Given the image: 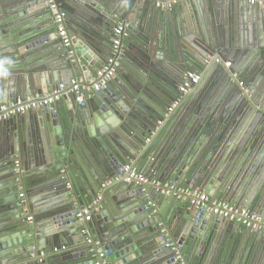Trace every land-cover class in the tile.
Masks as SVG:
<instances>
[{
  "label": "water",
  "instance_id": "obj_1",
  "mask_svg": "<svg viewBox=\"0 0 264 264\" xmlns=\"http://www.w3.org/2000/svg\"><path fill=\"white\" fill-rule=\"evenodd\" d=\"M34 1L0 0V108L7 109L0 116V171L6 181L0 216L13 217L9 227L0 226V264H227L216 246L231 222L163 195L161 188L126 179L134 171L264 212V40L259 32L264 7L248 0H206L199 38H187L189 45L180 52L169 50L179 80L198 77L196 87L181 96L182 83L164 81L177 91L174 96L148 76L156 70L152 54L159 51L165 27L149 25L150 14L137 22L114 15L120 0H53L91 28L66 15L70 42L65 46L50 1L31 5ZM97 5L109 8L102 29L84 18L97 16ZM35 6L51 21L43 37L31 28L23 34L11 19ZM121 20L129 25L115 73L105 88L94 91L98 73L115 59L112 45L102 38ZM54 38L58 44H45ZM45 47L55 53L52 61H38L30 78H8L20 54ZM49 99L53 102L43 105ZM18 100L36 107L9 114L18 109ZM78 147L96 159L99 176L73 158ZM35 192L37 204L30 199ZM85 208L89 219L77 220L74 213ZM260 245L261 253L255 250L251 260L237 264H250L255 255L260 263L262 234Z\"/></svg>",
  "mask_w": 264,
  "mask_h": 264
},
{
  "label": "crops",
  "instance_id": "obj_2",
  "mask_svg": "<svg viewBox=\"0 0 264 264\" xmlns=\"http://www.w3.org/2000/svg\"><path fill=\"white\" fill-rule=\"evenodd\" d=\"M50 1V0H49ZM185 0H180V1H175V0H171L169 2H171V7L170 8H159V5L161 4H167L169 2H156L155 5L152 6L151 4H148V0H120L119 1V5L120 8L117 9H113V13L116 16L119 17H127V19L129 20H133L135 17V20L138 22V20H141L142 17L146 14H150L148 18L149 19V25H155L159 22V26L161 27V24H163L165 27L163 28L164 31L159 32L162 36V38L160 39V43L159 45V51L156 49L153 54H152V58H154L155 60V67L156 70H154V72H152V74H149L148 76H150V80L157 85L158 88H161L164 90V92L166 94L168 93H174V96H176V92H174L168 84H166L164 81H177L180 84L184 81V79L188 76H183V78H178V76L175 74L177 68L179 67L178 64H175L174 61L172 60V58L170 57L169 54V50H175L177 52H180L181 50H183V46L184 45H189L188 41L186 40L189 37L192 36H196V38H199L198 32L200 30V24H199V16H201V14H205L207 15L208 13V8H207V4H206V0H186L184 3H182ZM259 0H255V4H259L260 9H263V3L264 0H261V2H258ZM53 2V0L51 1V3ZM174 2V3H172ZM39 3L38 0L32 2L31 5L37 4ZM54 3V2H53ZM151 5V6H150ZM184 5V6H183ZM59 6V5H58ZM97 7H101V10H98V15L96 16H87L84 17L86 22H90V19H94V25L95 28H103V23L105 22L104 18H109L107 16L108 14V7H106V5H97ZM21 9H18V11H20ZM40 11L43 10H38V7H34L33 9L29 10L27 12L24 13H15L11 16V19L17 20V22H19L18 26H22V30H24L22 33L24 34L25 29H34L36 30L35 32L37 33L36 35H38L39 37H43V35H46V26L48 25V23H50L49 16L46 15V13H42ZM65 14V18L66 19V15H68V13ZM157 14V17H156ZM20 15V16H19ZM102 17V18H98V17ZM69 17V18H68ZM67 18L71 21V19L75 20V21H71L73 22H78L76 24H78L80 27H83L85 30L87 29H91L89 27L88 23L79 21L77 18H73V16L68 15ZM141 18V19H140ZM144 20V19H142ZM141 20V21H142ZM98 23V24H97ZM100 24V25H99ZM98 25V26H96ZM125 25L128 26L129 23L126 22L124 23L123 20H121L118 26H123ZM15 29V28H13ZM115 29V28H114ZM114 29L110 32H108V36L107 38H102L103 41H108L109 45H112V39H113V31ZM259 32H260V36H262V40H264V28L263 25L260 24V28H259ZM197 34V35H196ZM15 38H17V33L16 31H14V35ZM59 36V35H58ZM53 37V36H52ZM93 38L95 40L98 39L97 35L93 34ZM102 42V41H100ZM23 45L25 44L24 41L22 40ZM57 43L58 41L56 38H54V40H48L46 41L45 44H51V46L53 44ZM103 43V42H102ZM26 47V46H24ZM24 50V48H23ZM161 50H165V51H161ZM25 51V50H24ZM23 53V52H21ZM52 54H55L52 50L47 49V47L45 48H41V49H33L30 48L28 51H26V53L24 52L23 54H20V63L19 66H16L15 69L13 67L14 70H16L15 72H12L10 74V78L15 79V78H30L31 76H34V69H35V65L38 61L40 60H51L53 59ZM112 54H114V51L112 49ZM115 56V54H114ZM24 58V59H23ZM23 62V63H22ZM226 65V64H225ZM160 71V73H159ZM262 72V70L260 71ZM194 76V75H193ZM197 77V76H196ZM148 81V80H147ZM198 84V83H197ZM196 84V85H197ZM247 82H244L243 85H246ZM196 85L194 86V88L196 87ZM181 87V85H180ZM179 87V90H180ZM246 89H251V87L246 86ZM259 89V88H258ZM257 89V90H258ZM259 91V90H258ZM88 93H92V91H90L89 89H87ZM250 93V92H249ZM180 96L181 93L179 92ZM264 99V95L262 97ZM82 97H79L77 99V101H81ZM181 102V97L175 99V101L172 103V105H170L169 109L174 110L175 108H177V106L180 104ZM168 109V110H169ZM167 110V112H165V117H168V114H170L171 112H169ZM117 136L119 138H121V135ZM264 152V150H263ZM156 155V154H155ZM153 156L155 158H157L159 156ZM76 160H78V162H80L84 169L86 170L87 173L93 172L95 175L97 174L99 176L98 170L96 169V165L98 164L96 162V159L91 155V154H84L81 151V148L78 147L76 148L74 157ZM90 158L95 159V161L90 160ZM154 159V158H153ZM151 159V160H153ZM155 161V159H154ZM18 162L19 161H14ZM76 163V162H75ZM94 167V168H93ZM32 169L37 171L40 170L41 167H38V165H32ZM76 174L78 176H84L82 174L81 171H78L76 169ZM148 176H146L147 178ZM148 180L154 179L153 177L151 178H147ZM6 186V181H5V177H4V172L2 173L0 171V188H5ZM36 194H32L31 196V201L34 202V204L39 203L38 201L40 200L39 197V193L35 192ZM1 196H5V192H0ZM38 196V197H37ZM213 199V198H212ZM216 200H220L219 198H216ZM44 203V202H43ZM46 205V203H44V206ZM46 207V206H45ZM91 208V207H90ZM89 208V209H90ZM241 208V207H240ZM243 209V208H242ZM253 213H256L262 217H264V212L259 214L255 211L252 210ZM13 222V217L12 216H4L1 215L0 216V226L4 225V226H10L11 223ZM7 227V228H8ZM47 227L43 228L42 230H46ZM257 233L240 228L234 224H228L227 227L225 226L224 229L221 230L219 237L217 238V254L218 256L227 264H230L233 260V262H235V264H237L239 261H243L245 258V262L247 260H251V255L254 254V251L257 250V253H261V245H260V235H255ZM63 249V248H62ZM67 249H63V251H66ZM264 253V252H263ZM96 262H94L95 264ZM248 264V262H247ZM250 264H264V256L262 258V261L259 263V260L257 258V255H255V260L251 261Z\"/></svg>",
  "mask_w": 264,
  "mask_h": 264
},
{
  "label": "built area",
  "instance_id": "obj_3",
  "mask_svg": "<svg viewBox=\"0 0 264 264\" xmlns=\"http://www.w3.org/2000/svg\"><path fill=\"white\" fill-rule=\"evenodd\" d=\"M52 0H50V9L54 15V22L58 25V35L62 40V43L65 46H68L70 39L67 34V30L63 27V21L65 18V14L59 10V6L55 3H51ZM180 1V0H175ZM250 4H254L255 0H248ZM174 3V2H172ZM171 2L167 4H161L159 7L161 8H170ZM124 31V25L118 26L113 31V39H112V47L115 54V59H109L107 62V65L98 73V77H100V81L97 85L93 86V90L97 91L99 89L105 88L107 85V82L113 77L115 73V68L117 67L116 58L120 55V48H121V36ZM216 62H219V60H216ZM229 64L227 63L226 66ZM198 83V77L193 75H188L184 81L181 84L180 92H188L193 86H195ZM240 86H243V84H240ZM51 102H53L52 99H49L48 101H44L43 105H48ZM16 105L18 106V109L14 112H10L9 114H15L19 112H24L27 109L34 108L36 105L32 106H25L24 102L18 100ZM24 105V106H23ZM13 107V106H11ZM7 111L5 107L0 108V116L2 113ZM9 114H5L4 117H8ZM1 118V117H0ZM15 165L18 166V162H15ZM130 168L126 167V170H129ZM129 180H136L140 183H146L151 186L161 188L160 193L166 196H173L181 203H186L188 206L196 208L200 211H203L209 215H214L216 217H219L220 219L227 220L231 222L232 224L255 232L260 233L264 236V217L253 213L252 211L238 208L234 206L233 204L227 203L222 200H216L210 198L205 192L200 191L198 189H192L190 187H177L175 185H172L171 183L166 182H159L155 179L148 180L147 178L143 176H139L134 171H130L129 178L126 179V182ZM22 197V195H20ZM90 215L89 208H85L83 210L76 211L74 213V217L79 220H88ZM31 218H27V221H30ZM100 257L102 255L100 254ZM98 264V263H95Z\"/></svg>",
  "mask_w": 264,
  "mask_h": 264
},
{
  "label": "rangeland",
  "instance_id": "obj_4",
  "mask_svg": "<svg viewBox=\"0 0 264 264\" xmlns=\"http://www.w3.org/2000/svg\"><path fill=\"white\" fill-rule=\"evenodd\" d=\"M124 29H125V25H124ZM122 46H123V43H122V37H121V47H122ZM119 52H120V55H121V53H122L121 48H120ZM120 55H119V56H120ZM225 64H227V63H225ZM179 92H180V90H179ZM180 93H181V92H180ZM181 94L183 95V94H185V92H182ZM168 111L171 112L172 109H169ZM19 197H20V195H19ZM20 198H21V197H20Z\"/></svg>",
  "mask_w": 264,
  "mask_h": 264
}]
</instances>
